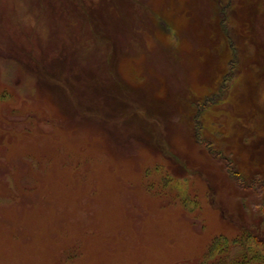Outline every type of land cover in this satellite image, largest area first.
Returning <instances> with one entry per match:
<instances>
[{"label": "rangeland", "instance_id": "1", "mask_svg": "<svg viewBox=\"0 0 264 264\" xmlns=\"http://www.w3.org/2000/svg\"><path fill=\"white\" fill-rule=\"evenodd\" d=\"M241 233L264 0H0V264H206Z\"/></svg>", "mask_w": 264, "mask_h": 264}, {"label": "trees", "instance_id": "2", "mask_svg": "<svg viewBox=\"0 0 264 264\" xmlns=\"http://www.w3.org/2000/svg\"><path fill=\"white\" fill-rule=\"evenodd\" d=\"M263 248L264 239L248 233H241L231 240L218 239L211 246L206 264H264L259 251Z\"/></svg>", "mask_w": 264, "mask_h": 264}]
</instances>
